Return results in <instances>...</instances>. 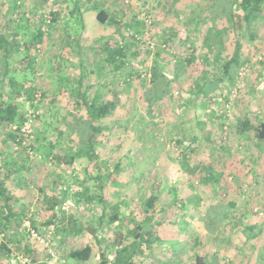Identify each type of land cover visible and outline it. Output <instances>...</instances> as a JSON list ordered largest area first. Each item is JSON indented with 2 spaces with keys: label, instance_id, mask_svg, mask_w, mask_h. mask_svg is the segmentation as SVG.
Segmentation results:
<instances>
[{
  "label": "rangeland",
  "instance_id": "obj_1",
  "mask_svg": "<svg viewBox=\"0 0 264 264\" xmlns=\"http://www.w3.org/2000/svg\"><path fill=\"white\" fill-rule=\"evenodd\" d=\"M13 1L0 0V6L10 8ZM216 1L95 2L116 11L121 27H139L138 41L97 20L94 2L80 0L82 21L72 12V0H19L16 16L23 17L24 39L34 34L48 8L61 11L39 47L30 49L36 56L31 68L21 60L22 51L14 55L13 67H26L16 73L21 85L7 83L0 94V101L16 102L29 118L19 132L21 144L8 138L17 124L0 126V179L10 185L17 211L3 238L9 251L0 248V264H11L12 254L35 258L37 264H99L106 244L145 218L144 201L154 192L162 206L155 218L159 224L152 248L136 253V263L194 264L204 255L210 264H264V139L256 134L264 122V9L243 39L241 73L229 80L222 65L233 55L235 37L227 18L214 20L210 7ZM146 16L152 24L141 25ZM217 28L225 29L220 60L204 44L209 29ZM148 38L154 49L147 47ZM104 39L112 46L130 45L120 70L105 62L99 50ZM191 56L193 63L185 61L179 69L176 63ZM155 67L171 80L179 75L151 111L147 93ZM221 77L214 93L196 98L198 85ZM34 85L41 94L35 107L25 95ZM78 88L87 90L90 100L99 94L118 106L102 121L106 130L97 161L80 156L69 164L55 154L73 153L80 139L75 118L88 114L75 101ZM12 91L20 94L10 99ZM245 118L253 125L246 132L238 126ZM7 166H14L11 174ZM99 195L120 205L119 219L110 225L102 215L113 211L102 208L95 200ZM26 221H33L38 237ZM85 221L97 228L98 238L89 228L81 235L61 233L63 223ZM85 244L93 246V256L85 262L70 259L69 252Z\"/></svg>",
  "mask_w": 264,
  "mask_h": 264
},
{
  "label": "trees",
  "instance_id": "obj_2",
  "mask_svg": "<svg viewBox=\"0 0 264 264\" xmlns=\"http://www.w3.org/2000/svg\"><path fill=\"white\" fill-rule=\"evenodd\" d=\"M47 1V0H46ZM49 1V0H48ZM74 1V9L72 12L78 13L79 17L83 16V12L81 13V3L80 0H72ZM97 0H86L87 3L94 2L93 8L96 9L98 20L105 24H111L118 26L121 29L132 28L130 23L124 24L125 27H121V19L118 13L105 5L100 6ZM22 7L21 2L19 0H14L13 5L10 8L5 9L3 5L0 6V94H5V87L10 84L12 87L16 88L21 84L19 80L16 78V73L20 70H25V68L33 66L36 62V56L32 55L30 49L34 46H39L44 37H46L50 28L55 25L58 21L61 8L59 6L57 9H53L52 20L49 23L48 29L43 30V25H45L44 18H42L41 23L39 24L37 30L34 34L28 38L24 39L21 33V24L23 21L22 18H19L17 15L19 9ZM264 9V0H217L215 4L210 7V11H214L215 16L214 20H219L216 18H227L230 22L229 25L233 29L234 37H235V48L233 55L230 59L224 61L222 65L223 77H226L229 80H233L237 75L241 73V67L243 66L242 61V51H243V39L246 36V33L250 31L252 28V24L262 16V12ZM6 13H9L8 15ZM25 15V13H24ZM83 21V18H81ZM140 24L146 26L145 22H142V18L140 19ZM140 25V26H141ZM25 27H28L27 25ZM30 27H28L29 29ZM225 29H227L225 27ZM225 29H209L208 34L204 37V44L208 48L210 52L213 53L215 60L221 59V50L220 45L224 44V30ZM229 29V28H228ZM215 31L214 37H212V31ZM137 33L140 32L139 27L135 29ZM33 31H30L29 34H32ZM252 34V32H251ZM132 39L136 40L134 37ZM77 41V40H76ZM97 42H101V38L96 40ZM78 42V41H77ZM70 42L67 41L66 44ZM130 48V45L127 43H117L116 45H110V42L107 40L102 41L101 48L99 49L104 53L105 62L114 67V69L120 70L122 67L126 65V55L127 50ZM192 48V47H191ZM24 53L21 60L26 61L27 66L24 68L13 67L12 59L16 53L21 52ZM195 51V48H192V52ZM83 54V53H82ZM195 57L191 56L184 60H179L177 64L178 68H183V62L188 61L190 64L193 63ZM30 67V68H31ZM34 68V67H33ZM150 90L147 93L148 96V105L150 107L149 110L152 111L153 105L158 102L160 99H163L164 96L171 92L172 88L169 89V85L173 83V80L178 79V75H175L173 80L169 79L165 73L159 70L158 67L154 68L153 73H150ZM221 77L218 80L204 82L202 85H198L195 89L196 98L197 97H208L212 93H214V89L219 87V84L224 81V78ZM24 86V85H23ZM21 87V86H20ZM21 91V90H20ZM20 91H12L14 95L11 93L9 95L10 99H13L15 96L20 94ZM38 88L34 85L29 91H25V95H27L28 100L31 105L35 107L34 100L37 97ZM87 90L81 91L80 88L77 89V99L75 100L77 105L83 106L85 105L87 108V116L75 118V126L77 130V136L80 138L76 150L71 154H64L55 156L66 163L72 164L73 161L77 157H84L88 160V163H93L97 161L98 155V147L102 144L100 136L106 130V127L102 124V121L110 115L114 110H116L118 106V102L115 99H106L102 98L99 94L94 95V97L90 100L88 97ZM12 101V100H11ZM36 104V103H35ZM28 113L24 112L20 109V106L16 102H7L0 101V126L2 123H6L7 125L17 124V127L14 131L9 133L8 138H12L18 144H21L22 141L20 139L21 135L19 132L26 120H28ZM23 122V123H22ZM22 123V124H21ZM238 126L242 131L246 132L249 129L253 128L251 121L248 118L243 119L239 122ZM260 129H257V137L260 140L264 139V122L261 123ZM19 136V137H18ZM210 142V139H207ZM208 142L206 144V148L208 147ZM51 149L54 148L52 144ZM31 148V147H30ZM32 148H35L32 146ZM26 149V148H25ZM202 149L198 150V153H202ZM14 166H7V172L10 174L13 172ZM10 185L6 184L5 179H0V202H2V206L0 208V236L2 241L0 242V248L9 251L7 248L5 241L3 238L6 236V231L9 230V223L14 218L17 217V211L13 209L11 206L12 201H14L13 195L10 193L9 189ZM100 188V186H99ZM91 199V198H89ZM98 199L99 202L103 203V209L106 210L108 207L113 211V213L108 217L106 213L102 215V220L105 218H109L107 221V225H110L119 219V204L110 205L109 200L104 195H99L95 198ZM59 202V203H57ZM57 202L53 203V208L60 204L61 200H57ZM145 218L140 222H134V228L130 231L129 234L119 233L116 235L114 239L106 244L105 249L101 252V261L99 264H138L134 261V255L143 251L144 249H151L153 246V235L156 232L157 225L159 222L155 219L160 211H162V206L159 202V195L155 192L152 193L145 201ZM220 217V216H218ZM30 218V217H29ZM223 219V217L221 218ZM23 219L20 218V224L22 226ZM70 221H73L72 219ZM32 226L36 228L33 221L31 222ZM59 230V226L56 227ZM87 228L91 229L93 233H97L98 230L93 225L89 224L87 221L80 222L79 226L73 224L68 225L63 223L60 230L64 235H81ZM97 235V234H96ZM99 235L96 236L98 238ZM101 242V240L99 241ZM138 250H135V249ZM28 251V248H27ZM93 246L91 244H85L84 246L75 247L69 252V257L72 260L77 262H85L88 261L93 256ZM109 253V254H108ZM9 255V254H8ZM110 255V256H109ZM35 258H30V262L26 264H37ZM194 264H210L209 259L204 255H197Z\"/></svg>",
  "mask_w": 264,
  "mask_h": 264
},
{
  "label": "built area",
  "instance_id": "obj_3",
  "mask_svg": "<svg viewBox=\"0 0 264 264\" xmlns=\"http://www.w3.org/2000/svg\"><path fill=\"white\" fill-rule=\"evenodd\" d=\"M52 11H53L52 8H48V10L44 14L45 25H43V30L47 31V29H48L47 25L49 23H51V20H52V13L51 12ZM142 20L145 22V24L147 26L152 24V22H153L152 18L150 16L143 17ZM125 36L126 37H130V38L134 37L138 41H140V39L142 38L138 33L133 31L131 28L126 29ZM147 47L150 48V49H154L155 48V42L148 38ZM40 95H37V100L39 99ZM35 103H37V101H35ZM27 122H28V120L25 121L23 130H26L25 126H26ZM25 224L28 227V231L31 233V235H33L34 237H38L39 236V233L37 232V229L32 227L31 221H26ZM2 237H3V235L0 236V242L2 241V239H1ZM51 255H52V257L56 256L54 252L53 253L51 252ZM29 262H30V258H28L26 256H23V255L12 254V256L10 258V263L11 264H26V263H29Z\"/></svg>",
  "mask_w": 264,
  "mask_h": 264
},
{
  "label": "crops",
  "instance_id": "obj_4",
  "mask_svg": "<svg viewBox=\"0 0 264 264\" xmlns=\"http://www.w3.org/2000/svg\"><path fill=\"white\" fill-rule=\"evenodd\" d=\"M106 7H108V8H110L109 6H106ZM84 13V12H83ZM87 14L85 13L84 14V17L86 16ZM95 16H96V18H97V13L95 14ZM97 20H98V18H97Z\"/></svg>",
  "mask_w": 264,
  "mask_h": 264
}]
</instances>
